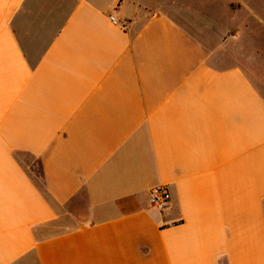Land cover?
Instances as JSON below:
<instances>
[{
	"label": "crops",
	"instance_id": "obj_1",
	"mask_svg": "<svg viewBox=\"0 0 264 264\" xmlns=\"http://www.w3.org/2000/svg\"><path fill=\"white\" fill-rule=\"evenodd\" d=\"M199 1L0 0V264H264V84L198 33L264 0Z\"/></svg>",
	"mask_w": 264,
	"mask_h": 264
},
{
	"label": "rangeland",
	"instance_id": "obj_2",
	"mask_svg": "<svg viewBox=\"0 0 264 264\" xmlns=\"http://www.w3.org/2000/svg\"><path fill=\"white\" fill-rule=\"evenodd\" d=\"M179 2L188 4L197 11H209L208 6L199 0ZM198 33L210 45L216 46V65L224 67L238 64L264 84V27H200ZM28 170L34 180L39 182L37 166H30Z\"/></svg>",
	"mask_w": 264,
	"mask_h": 264
},
{
	"label": "built area",
	"instance_id": "obj_3",
	"mask_svg": "<svg viewBox=\"0 0 264 264\" xmlns=\"http://www.w3.org/2000/svg\"><path fill=\"white\" fill-rule=\"evenodd\" d=\"M110 21L116 23L113 17ZM171 201V193L165 184L153 186L148 192V202L150 207L163 211L168 208Z\"/></svg>",
	"mask_w": 264,
	"mask_h": 264
}]
</instances>
